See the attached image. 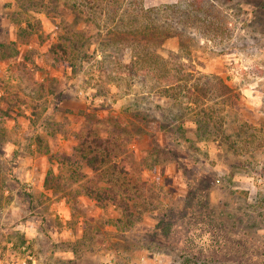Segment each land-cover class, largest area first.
Wrapping results in <instances>:
<instances>
[{"label": "rangeland", "instance_id": "1", "mask_svg": "<svg viewBox=\"0 0 264 264\" xmlns=\"http://www.w3.org/2000/svg\"><path fill=\"white\" fill-rule=\"evenodd\" d=\"M95 138L112 151L93 170L77 147ZM125 186L131 223L88 196ZM23 246L35 264H264V0H0V254Z\"/></svg>", "mask_w": 264, "mask_h": 264}, {"label": "trees", "instance_id": "2", "mask_svg": "<svg viewBox=\"0 0 264 264\" xmlns=\"http://www.w3.org/2000/svg\"><path fill=\"white\" fill-rule=\"evenodd\" d=\"M118 1H120V0H118ZM124 1H126V0H123V2ZM139 9H142V11L139 12L138 14L144 13V11H145L144 7L140 6ZM146 14H147V12H146ZM143 30H141V33H142L141 35H143V36L140 37L142 40H144V36L146 34ZM138 33H139V30L138 31L136 30V35H138ZM156 33H157V31L154 28L153 29V32L147 33V34H149L150 36L153 37V36L156 35ZM168 37H170V36H168ZM143 47L145 48V47H148V46L144 45ZM182 47L183 46L181 44H179V49L181 51H182ZM154 51L155 50L151 51L150 53L148 51L145 55L148 56V57H150V58H152V59L153 58H156L158 60L159 59H162V57H160ZM64 52H66V51L64 50ZM170 54H173V53H170ZM169 62H171V61L170 60L167 61V58H166L165 69H167V70H170L171 69V68H169L167 66V64ZM184 68L185 67L182 64H180V66H178V68L177 67L174 68L175 72H177L178 74H180V76H179L180 78H177V80H175L173 82H168L162 88L163 89L162 92H164V94L167 95L170 88H173V87L174 88H177V87H179L180 89H183L187 85V83L189 81L187 79V76H190L192 73L190 71L188 72V70H186ZM171 70H170V72H171ZM100 142H101V140H99V139H96L95 140V143L96 144L94 146L95 149L93 150V152H95V151H97V152H95L94 154H91V155H88L87 154L88 152H86L85 151V148L83 147V145L86 144V141L85 140H83V141L80 142V144H81L80 147H77V149H78L77 155L79 156V159L80 160H85L86 164L87 165H90L93 170L98 169V166H96V165L99 162L100 157H101V160L102 161H105V158L103 156V152H101L99 150L100 147H103V151L105 153L106 158H109V155H111V151L112 150L109 149L108 146L100 144ZM100 153H101V156H100ZM135 195L136 194L135 193L133 194L131 192V189L128 188V187H126V186L122 189V191L120 193H117V194L116 193H113V192H107L105 190H102L101 191L99 189H98V191L90 190V193L88 194V196L90 198L96 200L102 207H106L107 204L109 203V204H114V205L118 206L119 208H121L122 209L123 216H125V217L128 218L127 219L128 223H131L130 216H132L133 211L134 210H138V204L134 200L135 199ZM137 197H139V196L137 195Z\"/></svg>", "mask_w": 264, "mask_h": 264}, {"label": "built area", "instance_id": "3", "mask_svg": "<svg viewBox=\"0 0 264 264\" xmlns=\"http://www.w3.org/2000/svg\"><path fill=\"white\" fill-rule=\"evenodd\" d=\"M22 250L26 252L21 257L16 253L5 255L0 254V264H34L35 257L33 253L30 250H27L25 246L22 247Z\"/></svg>", "mask_w": 264, "mask_h": 264}, {"label": "crops", "instance_id": "4", "mask_svg": "<svg viewBox=\"0 0 264 264\" xmlns=\"http://www.w3.org/2000/svg\"><path fill=\"white\" fill-rule=\"evenodd\" d=\"M2 252V250H1V248H0V253ZM2 254V253H1ZM6 254H8V253H6ZM5 255V254H4ZM35 264V263H34Z\"/></svg>", "mask_w": 264, "mask_h": 264}]
</instances>
